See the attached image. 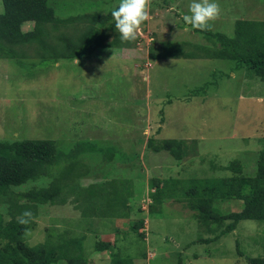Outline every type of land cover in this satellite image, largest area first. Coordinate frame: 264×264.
Wrapping results in <instances>:
<instances>
[{
  "label": "rangeland",
  "instance_id": "374dc122",
  "mask_svg": "<svg viewBox=\"0 0 264 264\" xmlns=\"http://www.w3.org/2000/svg\"><path fill=\"white\" fill-rule=\"evenodd\" d=\"M46 1L59 18L105 16L120 2ZM192 2L151 0L150 18L130 48H103L46 68L38 58L22 60L23 65L0 59V140H51L64 154L79 143L96 148L81 155L76 170L68 172L72 179L62 181L64 200L39 205L23 196L54 179L45 176L0 198L5 222L26 211L16 203L31 207L30 222L23 226L29 246L85 237L88 264H247L249 259L264 264V220H242L234 231L202 243L230 219L211 233L196 218L193 198L185 195L194 181L231 176L225 167L235 159L244 176H255L264 138V81L244 65L219 58H151L164 42L213 47L182 19ZM215 2L221 11L210 28L214 33L232 38L238 20L264 21V0ZM33 28L26 22L20 31ZM154 178L173 180L174 195L161 205L152 201ZM114 180L130 189L126 207L107 217L93 215L95 208L78 188ZM212 208L225 216L240 212L243 203L217 198ZM137 220L143 226L134 232ZM97 240L112 248L98 252Z\"/></svg>",
  "mask_w": 264,
  "mask_h": 264
},
{
  "label": "trees",
  "instance_id": "16d2710c",
  "mask_svg": "<svg viewBox=\"0 0 264 264\" xmlns=\"http://www.w3.org/2000/svg\"><path fill=\"white\" fill-rule=\"evenodd\" d=\"M2 2L0 59L22 64V60L38 58L41 60L38 65L46 68L59 60L89 58L99 49L130 48L133 45V42L120 41L111 13L105 16L82 14L59 18L46 0ZM26 22L34 23L32 32L28 34L20 31V27ZM194 30L210 41L213 47L164 42L162 51L151 55V58L229 59L244 65L252 77L264 81V21L238 20L232 38L214 33L210 29ZM176 143L179 147L180 142ZM261 146L256 159L255 176H244L241 163L235 159L225 167L232 173L231 176L206 179L198 183L194 181L192 189L188 194L185 193L193 198L190 204L197 212L196 218L211 233H216L217 230H212L216 224L230 219L220 233L211 238L200 239L202 243H210L234 231L242 220H264V138ZM94 150L96 148L92 144L79 143L64 154L51 140H0V198L12 187L22 186L45 176L54 179L47 187L33 188L23 196L39 205L55 203L56 199L64 200L61 194L65 192V184L62 181L71 177L68 172L76 170L82 154ZM59 167L62 169L57 173ZM171 181L173 180L153 179L151 186L155 190L152 201L155 205L163 204L169 195H174L175 189L172 190L169 185ZM67 187L73 188L72 185ZM78 189L82 199L84 196V201L88 202L91 209L95 208L93 215L97 214L98 217H107L117 208H125L128 194L131 193L123 182L119 184L115 180L87 187L80 186ZM217 198L239 200L243 203V208L240 212H230L224 216L212 208V202ZM16 207L31 209L29 206H18L17 203ZM156 213L155 208L149 215L152 217ZM23 226L24 224L18 223L17 218L5 222L0 215V264H57L60 259H65L68 264H88L83 246L85 237L61 238L59 243L29 246ZM142 226L143 220H137L132 224L131 230L137 232ZM111 245L109 242L97 240L95 248L98 252H103L110 250ZM261 263L258 259H249L247 264ZM115 264L124 263L116 260Z\"/></svg>",
  "mask_w": 264,
  "mask_h": 264
},
{
  "label": "clouds",
  "instance_id": "9594fccd",
  "mask_svg": "<svg viewBox=\"0 0 264 264\" xmlns=\"http://www.w3.org/2000/svg\"><path fill=\"white\" fill-rule=\"evenodd\" d=\"M151 0H120L117 7L111 10V17L122 43L135 41L141 33V26L150 18ZM220 6L215 0H193L188 8V14L182 19L191 29L209 30L220 15ZM31 212L24 211L18 218V223L28 224Z\"/></svg>",
  "mask_w": 264,
  "mask_h": 264
}]
</instances>
